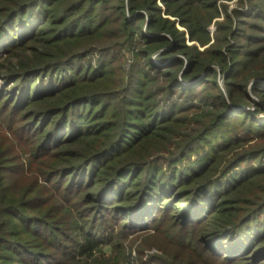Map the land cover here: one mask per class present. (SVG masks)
<instances>
[{"label": "trees", "instance_id": "obj_1", "mask_svg": "<svg viewBox=\"0 0 264 264\" xmlns=\"http://www.w3.org/2000/svg\"><path fill=\"white\" fill-rule=\"evenodd\" d=\"M219 1L0 0V264H264V0Z\"/></svg>", "mask_w": 264, "mask_h": 264}, {"label": "rangeland", "instance_id": "obj_2", "mask_svg": "<svg viewBox=\"0 0 264 264\" xmlns=\"http://www.w3.org/2000/svg\"><path fill=\"white\" fill-rule=\"evenodd\" d=\"M239 1L240 0L219 1L218 6L220 14L209 26L211 35L214 34L216 29V22L223 21L227 15L232 16L233 11L236 9H245V6L241 5ZM158 4L165 9L161 0H158ZM169 17L171 19H176V17L173 16ZM176 25L180 30H186V27H183L178 22ZM186 42L188 45H198L201 50L208 46H201L199 43L191 41L188 32ZM132 61V56L127 54L124 58L123 65L126 72L130 71ZM4 85V81L1 80L0 87H3ZM61 213H63V211H61ZM164 249L168 251L167 254L163 251ZM158 257L164 258L166 260L165 262H171L172 259L175 263L181 264L182 253L180 251L178 252L175 248L167 247L165 242L158 237H150V235H142L139 237H135V235L132 237L129 235L126 237L121 235L110 243L103 244L97 249L87 264H159L157 260ZM140 258H142V261Z\"/></svg>", "mask_w": 264, "mask_h": 264}]
</instances>
